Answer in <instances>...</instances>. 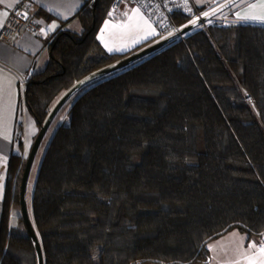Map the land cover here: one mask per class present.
Returning <instances> with one entry per match:
<instances>
[{
    "label": "trees",
    "instance_id": "16d2710c",
    "mask_svg": "<svg viewBox=\"0 0 264 264\" xmlns=\"http://www.w3.org/2000/svg\"><path fill=\"white\" fill-rule=\"evenodd\" d=\"M113 1L87 2L83 34L49 42L50 61L25 92L39 127L80 81L166 38L108 53L98 32ZM216 20L77 98L34 190L45 264H207L208 244L230 231L264 235V26ZM26 162L10 158L0 264H38L21 212Z\"/></svg>",
    "mask_w": 264,
    "mask_h": 264
},
{
    "label": "crops",
    "instance_id": "0c3cea01",
    "mask_svg": "<svg viewBox=\"0 0 264 264\" xmlns=\"http://www.w3.org/2000/svg\"><path fill=\"white\" fill-rule=\"evenodd\" d=\"M22 1L31 3L32 14L43 29L38 33L25 32L9 42H0V228L9 178L10 158L16 155L27 160L40 132V127L28 108L25 96L27 87L23 85V82H28L30 77L46 69L51 54L49 42L58 33L68 31L82 35L84 32L78 17V13L86 5L84 0H0V31L7 21L9 11ZM227 1L217 0L207 6L208 10H215ZM253 4L259 6L264 4V0H243L234 6L231 12L223 16L224 21L264 26V23L259 21L238 18V14L243 16L264 13V9L260 7L252 8ZM112 14L121 18H116L117 27L113 26L112 31L123 38L122 42L117 43L119 40L117 39L111 44L107 43L109 39H102L98 35L99 41L108 53L128 54L158 37V33L151 25L153 23L140 7L128 4L123 11ZM47 20L53 21V25L48 26ZM127 27L137 29L136 37L126 38L123 29ZM18 214L17 209L12 210L11 226L14 228H17ZM253 238L248 239L249 243ZM256 238L258 239L256 247L250 244L224 246L220 248L224 250L217 251V256L222 258L220 252L225 251L223 258L230 264H237L244 259H251L250 264H264V252L258 249L261 237ZM237 253H241L240 258ZM220 258L213 263V257L210 256L208 264H221Z\"/></svg>",
    "mask_w": 264,
    "mask_h": 264
},
{
    "label": "built area",
    "instance_id": "2783aa9c",
    "mask_svg": "<svg viewBox=\"0 0 264 264\" xmlns=\"http://www.w3.org/2000/svg\"><path fill=\"white\" fill-rule=\"evenodd\" d=\"M84 1L86 3L93 2V0ZM128 4L140 7L157 28L161 37L176 34L186 26L182 27L178 25L175 18L176 14H184L190 18V22L191 20L198 21L202 19L205 16V11L208 10L207 8L203 12L200 11L193 0H114L110 13L121 12ZM220 24L226 25L227 22L223 21ZM47 25H53V21H48ZM210 25L204 24L206 26L204 29H208ZM42 29L43 26L32 14L31 3L29 1H22L9 11L7 21L0 31V42H9L25 32L38 33ZM23 85L27 87L28 82H23ZM246 99L249 104L254 106V102L249 95H246ZM262 245H264V235L261 237V243L258 246L259 250Z\"/></svg>",
    "mask_w": 264,
    "mask_h": 264
},
{
    "label": "water",
    "instance_id": "95a60500",
    "mask_svg": "<svg viewBox=\"0 0 264 264\" xmlns=\"http://www.w3.org/2000/svg\"><path fill=\"white\" fill-rule=\"evenodd\" d=\"M243 0H230L227 3L221 5L217 9L211 11L208 13V15H205L202 19L195 21L193 23H190L183 27L178 33L173 34L169 37H166L156 43H153L149 45L146 48H143L139 52H136L125 59L119 61L118 63L111 65L109 67H106L104 69H101L90 76L86 77L82 81H80L78 84H76L72 89H70L57 103V105L53 108L51 111L48 119L46 122L40 126V132L34 142V145L32 147V150L30 152V155L27 158L22 183H21V193H20V202H21V211H22V217L24 219L25 225L27 227V231L34 243L37 257H38V264H45L44 260V253L42 244L40 241V238L38 236V233L36 231V228L32 222L31 215L28 210V204H27V187H28V181L30 178V174L34 165V161L36 159V156L38 154V151L40 149V146L46 137L48 131L50 130V127L52 126L54 120L56 119L57 115L61 111V109L64 107V105L72 98L74 97L79 91H81L85 86L103 78L108 75L114 74L118 71H121L133 63L163 49L167 45L171 44L174 41L181 40L185 35L190 33L191 31L195 30L198 27L203 26L204 24L211 22L218 16L224 14L228 10L232 9L234 6L242 2Z\"/></svg>",
    "mask_w": 264,
    "mask_h": 264
},
{
    "label": "rangeland",
    "instance_id": "374dc122",
    "mask_svg": "<svg viewBox=\"0 0 264 264\" xmlns=\"http://www.w3.org/2000/svg\"><path fill=\"white\" fill-rule=\"evenodd\" d=\"M193 1H194L195 5L197 7H199V8L200 7H206V8H208L207 6L212 5L217 0H193ZM231 11L232 10L230 9L227 12H225L224 14H222V15L218 16L217 18H215V19H218V20L214 21V23L215 22L216 23L223 22L224 21L223 16L226 15L227 13L231 12ZM210 12L211 11H209V10H206L205 11V13H207V15ZM116 18L121 19L117 15L114 16L112 13L109 14L108 17L106 18V20L104 21V23H102V25H101V27L99 29L98 35H100V37L102 39H109V40H107V43H111V44L112 43H115V41L117 39H119L117 43L122 42V38L123 37L120 36V35L114 34L113 31H112L114 29V28L112 29L113 26L114 27H117L116 26V23H115L116 22ZM194 21L195 20H191L188 24L193 23ZM212 21L206 23V25H209V24L213 23ZM188 24H186V25H188ZM151 25L156 30V32L158 33L157 28L155 26H153V24H151ZM205 27L206 26H204V25L202 26V28H205ZM128 30H131V31H128ZM124 33L126 34V38H133V37H136V35H137V29L136 28H132V27H127V28L123 29V34ZM158 35H159V33H158ZM112 76H113V74L108 75L106 77H103V78H101V79H99V80H97V81H95V82H93V83L85 86L77 95H75L74 97H72L64 105V107L61 109V111L57 115L56 119L54 120L52 126L50 127V130L48 131L46 137L44 138V140H43V142H42V144L40 146V149H39L38 154L36 156V159L34 161V165H33V168H32L31 174H30V178H29V181H28V187H27V204H28V210H29V213H30L31 216H32V201H33L34 190H35L36 180H37V176H38V173H39V170H40V166H41L43 157H44V155H45V153H46V151H47V149L49 147V144H50V142H51L54 134L56 133L58 127L60 125H62L63 123H65V124L69 123V112H70L73 104L77 100V98L81 94H83V92H85L87 89H89L90 86H93V85H95V84H97L99 82H102L103 80H107V79L111 78ZM65 94H66V92L63 93L58 98L55 106L60 101L61 97H63ZM53 108H52V110H53ZM11 223H12V220H11ZM20 223H21V221L18 220V216H17L16 226L19 227L20 226ZM249 238H250V236L248 234L242 233L241 231H239V230L236 229V230L230 231L229 233H227L226 235H224V236H222V237H220L218 239L213 240L207 246L208 247V250H209V253H210V256L213 257L212 262L215 263V261L220 258L219 256H217L218 255L217 251L221 247L229 246V245H244L245 246V245H249V244H250V246L255 245V247H256L257 246L258 239L256 237H254L253 240H252V242L249 243V240H248ZM220 250H224V249L222 248ZM220 253H221L220 256H222V258H220L221 264H230L228 262V260H226V259L223 258V256H225V253L226 252L225 251H221ZM237 255H238V258H240L241 253H237ZM251 262H252L251 259L250 260L249 259L248 260L247 259H244L242 261H239V263H237V264H250ZM146 264H156V263H146Z\"/></svg>",
    "mask_w": 264,
    "mask_h": 264
},
{
    "label": "snow or ice",
    "instance_id": "6c2138e0",
    "mask_svg": "<svg viewBox=\"0 0 264 264\" xmlns=\"http://www.w3.org/2000/svg\"><path fill=\"white\" fill-rule=\"evenodd\" d=\"M251 7H252V8L260 7V8H262V9H264V4H261V5H259V6L253 4V5H251ZM205 15H207V13H205ZM238 18H239V19H242V20H254V21H259V22L264 23V13H262L261 15L245 14V15H243V16H240V15L238 14ZM253 247H255V245H253ZM260 251H261V252H264V245H262V246L260 247Z\"/></svg>",
    "mask_w": 264,
    "mask_h": 264
},
{
    "label": "bare ground",
    "instance_id": "6f19581e",
    "mask_svg": "<svg viewBox=\"0 0 264 264\" xmlns=\"http://www.w3.org/2000/svg\"><path fill=\"white\" fill-rule=\"evenodd\" d=\"M228 1H229V0H228ZM228 1H227V2H228ZM227 2H226V3H227Z\"/></svg>",
    "mask_w": 264,
    "mask_h": 264
},
{
    "label": "flooded vegetation",
    "instance_id": "af4514ba",
    "mask_svg": "<svg viewBox=\"0 0 264 264\" xmlns=\"http://www.w3.org/2000/svg\"><path fill=\"white\" fill-rule=\"evenodd\" d=\"M22 212V211H21Z\"/></svg>",
    "mask_w": 264,
    "mask_h": 264
}]
</instances>
